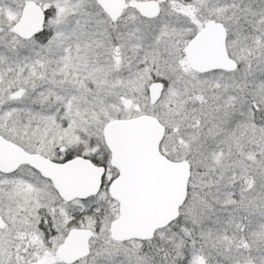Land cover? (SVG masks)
Listing matches in <instances>:
<instances>
[{"label":"snow or ice","instance_id":"obj_1","mask_svg":"<svg viewBox=\"0 0 264 264\" xmlns=\"http://www.w3.org/2000/svg\"><path fill=\"white\" fill-rule=\"evenodd\" d=\"M0 264H264V0H0Z\"/></svg>","mask_w":264,"mask_h":264}]
</instances>
